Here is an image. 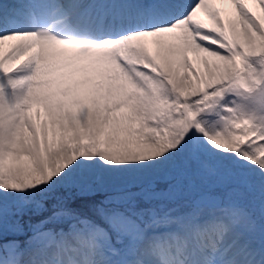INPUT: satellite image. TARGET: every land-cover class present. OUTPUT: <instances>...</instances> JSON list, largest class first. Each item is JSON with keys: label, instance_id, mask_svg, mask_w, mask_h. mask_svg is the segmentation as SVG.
Listing matches in <instances>:
<instances>
[{"label": "snow or ice", "instance_id": "1", "mask_svg": "<svg viewBox=\"0 0 264 264\" xmlns=\"http://www.w3.org/2000/svg\"><path fill=\"white\" fill-rule=\"evenodd\" d=\"M96 2L0 0V264H264V0Z\"/></svg>", "mask_w": 264, "mask_h": 264}, {"label": "rangeland", "instance_id": "2", "mask_svg": "<svg viewBox=\"0 0 264 264\" xmlns=\"http://www.w3.org/2000/svg\"><path fill=\"white\" fill-rule=\"evenodd\" d=\"M92 0H90L89 3H91ZM98 2V0H97ZM102 5L104 4L102 1H99ZM98 13V11H96ZM97 176H100V174ZM159 178H153L152 183H155L156 180ZM147 182H143L141 184H147ZM138 184V185H141ZM193 184L197 188V190H208V191H214L218 195L222 197H227L230 195V193L226 189L218 188L216 184L212 183L208 179H200V178H194L193 179ZM135 186H129L124 189L120 190H114V189H103L100 187V185H97L95 181H89L87 183H84L83 189L84 191H81L80 187L74 188V189H69L65 194L69 198L70 203L72 204H79L82 202V199L84 195L86 194L88 198L99 201V202H107L109 199H122L126 198L129 196H133L138 194L139 189Z\"/></svg>", "mask_w": 264, "mask_h": 264}, {"label": "bare ground", "instance_id": "3", "mask_svg": "<svg viewBox=\"0 0 264 264\" xmlns=\"http://www.w3.org/2000/svg\"><path fill=\"white\" fill-rule=\"evenodd\" d=\"M99 1H102V0H98V2H96L95 4L90 5V6H96L95 10L98 11L99 14L103 15L108 10L106 8L107 4L102 5ZM89 2H90V0H89ZM216 6L221 9V12L224 15L225 20H228L230 18L231 19L235 18L236 12H235V8L233 5L228 4V3H218ZM247 6L252 12L256 13L257 15H264V12L261 11V9L258 5L249 2ZM188 59L191 60L193 62V64L196 65L197 67L202 68V66L196 64V56L194 54L189 53ZM41 112H43V109H41ZM97 174L98 175L100 174V176H97ZM89 181H95L96 184L100 185V187L103 189L120 190V189L127 188L129 186H135V185L141 184L143 182H147L148 178L143 176V175H140V174H130L128 177H126V179L124 181H115V180L110 179L104 173L96 172L93 175L89 176L83 182V184L87 183Z\"/></svg>", "mask_w": 264, "mask_h": 264}]
</instances>
